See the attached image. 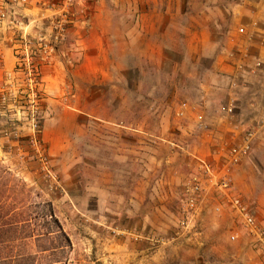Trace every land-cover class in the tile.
Here are the masks:
<instances>
[{
	"label": "rangeland",
	"instance_id": "1",
	"mask_svg": "<svg viewBox=\"0 0 264 264\" xmlns=\"http://www.w3.org/2000/svg\"><path fill=\"white\" fill-rule=\"evenodd\" d=\"M9 4L0 89L36 52L47 110L35 159L2 139L0 161L52 203L67 264H264L212 183L185 192L206 161L264 231V0Z\"/></svg>",
	"mask_w": 264,
	"mask_h": 264
},
{
	"label": "trees",
	"instance_id": "2",
	"mask_svg": "<svg viewBox=\"0 0 264 264\" xmlns=\"http://www.w3.org/2000/svg\"><path fill=\"white\" fill-rule=\"evenodd\" d=\"M15 74H22L25 85L3 84L0 89V141L7 140L4 152L24 154L35 159L41 145L47 110L43 84L42 56L32 52L19 57ZM29 60V62H27ZM21 112L23 120L12 119ZM25 122L33 124L36 135H22ZM12 144V145H11ZM28 183L0 161V264H67L72 242L58 219L51 202L32 196Z\"/></svg>",
	"mask_w": 264,
	"mask_h": 264
},
{
	"label": "built area",
	"instance_id": "3",
	"mask_svg": "<svg viewBox=\"0 0 264 264\" xmlns=\"http://www.w3.org/2000/svg\"><path fill=\"white\" fill-rule=\"evenodd\" d=\"M10 2L24 5L27 0H1L0 22L8 18L13 23V20H11L13 17L12 14H7L5 11V7L10 6ZM202 119L203 117H200V120ZM207 183H212L217 191L228 200L229 209L239 218V223L249 231V234L253 237L254 246L258 251L264 253V231L260 229L257 220L248 210L242 198L236 194L228 175H215L213 167L206 161L200 162L198 170L191 176V179L186 185V205L192 209L198 206ZM216 210L219 212L221 208H217ZM231 239L236 240L237 235H232Z\"/></svg>",
	"mask_w": 264,
	"mask_h": 264
}]
</instances>
